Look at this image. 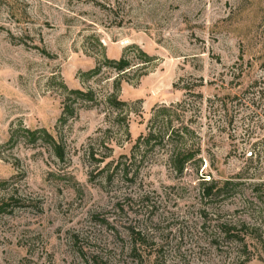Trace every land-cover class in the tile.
I'll return each instance as SVG.
<instances>
[{
	"label": "rangeland",
	"instance_id": "1",
	"mask_svg": "<svg viewBox=\"0 0 264 264\" xmlns=\"http://www.w3.org/2000/svg\"><path fill=\"white\" fill-rule=\"evenodd\" d=\"M0 264H264V0H0Z\"/></svg>",
	"mask_w": 264,
	"mask_h": 264
},
{
	"label": "trees",
	"instance_id": "2",
	"mask_svg": "<svg viewBox=\"0 0 264 264\" xmlns=\"http://www.w3.org/2000/svg\"><path fill=\"white\" fill-rule=\"evenodd\" d=\"M108 65L114 67L117 71H124L128 65V59L123 55L118 60L115 59H107L106 61ZM97 72V69H93L90 71V74ZM75 92V91H74ZM78 94H84L86 100L92 99V92H80L76 91ZM114 105H118L115 96H111L110 100ZM123 104H125L123 102ZM174 108L180 107L185 108V101H181L175 106H161L155 107L152 109V115L148 120L147 131L145 134H141L137 137L135 144L138 147L147 148L148 146H152L155 143L159 145H173V142H177L174 138L177 137L179 139L180 145L175 147L170 155V162L175 172L181 173L184 169L185 164L189 161L190 158L196 156V153L192 150V145H188L187 143V134H189L192 129L189 126L185 125L184 121L179 117H176V111ZM175 121L178 125H175ZM44 132V131H42ZM148 147V148H149ZM193 152V153H192ZM199 154V153H198ZM252 154V153H251ZM57 155L61 157V151L57 150ZM192 156V157H190ZM199 161H201L200 157H197ZM214 187V183L209 184V186L204 187V190L208 191Z\"/></svg>",
	"mask_w": 264,
	"mask_h": 264
}]
</instances>
